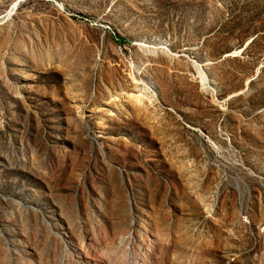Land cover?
<instances>
[{"label":"rangeland","instance_id":"1","mask_svg":"<svg viewBox=\"0 0 264 264\" xmlns=\"http://www.w3.org/2000/svg\"><path fill=\"white\" fill-rule=\"evenodd\" d=\"M0 264H264V0H0Z\"/></svg>","mask_w":264,"mask_h":264},{"label":"bare ground","instance_id":"2","mask_svg":"<svg viewBox=\"0 0 264 264\" xmlns=\"http://www.w3.org/2000/svg\"><path fill=\"white\" fill-rule=\"evenodd\" d=\"M142 95V94H141ZM137 96H139V95H137ZM140 97V96H139Z\"/></svg>","mask_w":264,"mask_h":264}]
</instances>
